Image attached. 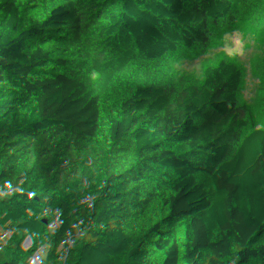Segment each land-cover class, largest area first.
<instances>
[{
	"label": "trees",
	"instance_id": "trees-1",
	"mask_svg": "<svg viewBox=\"0 0 264 264\" xmlns=\"http://www.w3.org/2000/svg\"><path fill=\"white\" fill-rule=\"evenodd\" d=\"M202 151L260 176L224 249L186 179ZM0 264H264V0H0Z\"/></svg>",
	"mask_w": 264,
	"mask_h": 264
},
{
	"label": "rangeland",
	"instance_id": "rangeland-1",
	"mask_svg": "<svg viewBox=\"0 0 264 264\" xmlns=\"http://www.w3.org/2000/svg\"><path fill=\"white\" fill-rule=\"evenodd\" d=\"M210 154L209 151H202V155L205 157ZM202 161L194 165V169L188 173L186 179L196 185L195 187L202 194L205 201V209L200 223L203 232L213 233L215 248L224 249L226 248L224 234L219 226L226 225V210L223 208L226 197L228 193L231 194L234 190H239L240 187H245L249 183L257 181L260 176L255 172H245L242 167L229 166L225 163L217 164L211 156ZM176 179L183 181L184 178L178 176ZM173 185V181H170L165 186L146 189L141 196L142 201L159 204L165 190ZM237 185L241 186L237 188Z\"/></svg>",
	"mask_w": 264,
	"mask_h": 264
},
{
	"label": "water",
	"instance_id": "water-1",
	"mask_svg": "<svg viewBox=\"0 0 264 264\" xmlns=\"http://www.w3.org/2000/svg\"><path fill=\"white\" fill-rule=\"evenodd\" d=\"M37 8H29L25 4L11 1L3 7V16L9 23H15L19 29L35 44L42 46L52 44L55 36L49 35L38 23L34 22L33 16L37 14Z\"/></svg>",
	"mask_w": 264,
	"mask_h": 264
}]
</instances>
